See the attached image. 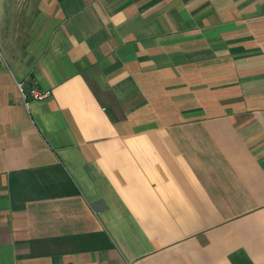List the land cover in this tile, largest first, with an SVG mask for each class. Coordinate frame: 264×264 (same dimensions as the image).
Masks as SVG:
<instances>
[{"label": "crops", "instance_id": "0c3cea01", "mask_svg": "<svg viewBox=\"0 0 264 264\" xmlns=\"http://www.w3.org/2000/svg\"><path fill=\"white\" fill-rule=\"evenodd\" d=\"M38 1L0 0V264H264V0Z\"/></svg>", "mask_w": 264, "mask_h": 264}, {"label": "built area", "instance_id": "2783aa9c", "mask_svg": "<svg viewBox=\"0 0 264 264\" xmlns=\"http://www.w3.org/2000/svg\"><path fill=\"white\" fill-rule=\"evenodd\" d=\"M17 87H18L19 92L24 97V99L27 103H29L28 102L29 97H31L33 100H36V101H42V100L47 99L51 95L50 91H40L34 87L27 89L25 87L24 82H18Z\"/></svg>", "mask_w": 264, "mask_h": 264}, {"label": "rangeland", "instance_id": "374dc122", "mask_svg": "<svg viewBox=\"0 0 264 264\" xmlns=\"http://www.w3.org/2000/svg\"><path fill=\"white\" fill-rule=\"evenodd\" d=\"M38 2V0H9V7L11 10L19 11L18 13L23 14L27 12H34Z\"/></svg>", "mask_w": 264, "mask_h": 264}]
</instances>
